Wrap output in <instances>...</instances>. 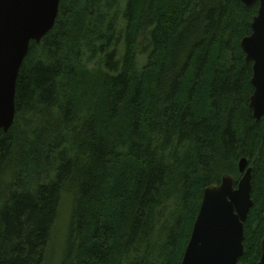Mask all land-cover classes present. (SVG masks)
<instances>
[{"label":"trees","instance_id":"16d2710c","mask_svg":"<svg viewBox=\"0 0 264 264\" xmlns=\"http://www.w3.org/2000/svg\"><path fill=\"white\" fill-rule=\"evenodd\" d=\"M258 4L60 0L15 85L0 131V264H46L64 198L58 264H180L203 191L252 168L240 264L264 237V117L249 109L239 44Z\"/></svg>","mask_w":264,"mask_h":264},{"label":"water","instance_id":"95a60500","mask_svg":"<svg viewBox=\"0 0 264 264\" xmlns=\"http://www.w3.org/2000/svg\"><path fill=\"white\" fill-rule=\"evenodd\" d=\"M249 8L258 4L251 34L239 44L246 63L252 64L249 100L252 118L264 117V0H238ZM60 0H0V131L7 133L15 118V85L32 42L39 44L50 32ZM264 144V130L262 133ZM241 178L222 177L203 191L202 202L180 264H240L244 254V223L253 207L252 168L246 159L238 163ZM264 218V212H263ZM264 264V237L261 240Z\"/></svg>","mask_w":264,"mask_h":264},{"label":"rangeland","instance_id":"374dc122","mask_svg":"<svg viewBox=\"0 0 264 264\" xmlns=\"http://www.w3.org/2000/svg\"><path fill=\"white\" fill-rule=\"evenodd\" d=\"M70 217V203L68 199L64 198L61 202L60 208L58 210V215L54 229L52 230V242L49 245V248L46 255L47 260L46 264H58L59 263V252L62 247L63 239L68 227Z\"/></svg>","mask_w":264,"mask_h":264},{"label":"flooded vegetation","instance_id":"af4514ba","mask_svg":"<svg viewBox=\"0 0 264 264\" xmlns=\"http://www.w3.org/2000/svg\"><path fill=\"white\" fill-rule=\"evenodd\" d=\"M260 258H261V256H260ZM259 261H260V259H259ZM259 261H258V262H259Z\"/></svg>","mask_w":264,"mask_h":264}]
</instances>
